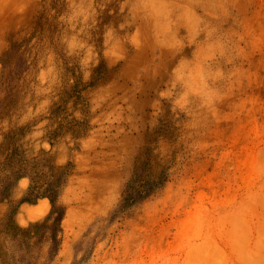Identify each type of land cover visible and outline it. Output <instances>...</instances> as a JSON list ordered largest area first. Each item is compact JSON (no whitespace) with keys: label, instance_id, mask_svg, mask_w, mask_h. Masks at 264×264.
Masks as SVG:
<instances>
[{"label":"rangeland","instance_id":"obj_1","mask_svg":"<svg viewBox=\"0 0 264 264\" xmlns=\"http://www.w3.org/2000/svg\"><path fill=\"white\" fill-rule=\"evenodd\" d=\"M0 264H264V0H0Z\"/></svg>","mask_w":264,"mask_h":264},{"label":"bare ground","instance_id":"obj_2","mask_svg":"<svg viewBox=\"0 0 264 264\" xmlns=\"http://www.w3.org/2000/svg\"><path fill=\"white\" fill-rule=\"evenodd\" d=\"M244 242V241H243Z\"/></svg>","mask_w":264,"mask_h":264}]
</instances>
